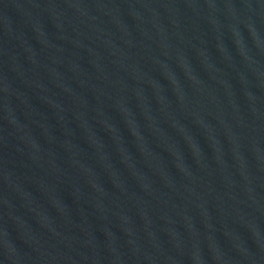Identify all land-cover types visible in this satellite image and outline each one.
Masks as SVG:
<instances>
[{
    "label": "water",
    "instance_id": "1",
    "mask_svg": "<svg viewBox=\"0 0 264 264\" xmlns=\"http://www.w3.org/2000/svg\"><path fill=\"white\" fill-rule=\"evenodd\" d=\"M0 264H264V0H0Z\"/></svg>",
    "mask_w": 264,
    "mask_h": 264
}]
</instances>
